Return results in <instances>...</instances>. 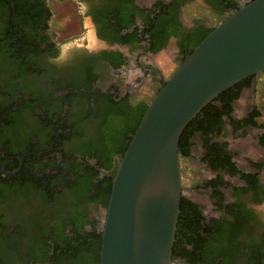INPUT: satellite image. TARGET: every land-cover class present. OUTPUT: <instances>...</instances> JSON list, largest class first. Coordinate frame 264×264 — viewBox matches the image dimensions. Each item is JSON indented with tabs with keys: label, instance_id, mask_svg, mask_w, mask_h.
Masks as SVG:
<instances>
[{
	"label": "flooded vegetation",
	"instance_id": "obj_1",
	"mask_svg": "<svg viewBox=\"0 0 264 264\" xmlns=\"http://www.w3.org/2000/svg\"><path fill=\"white\" fill-rule=\"evenodd\" d=\"M17 1L23 8L18 10L13 0H0V170L13 171L0 172V242L6 237L18 250L9 258L7 247L0 248L3 264H21L24 256L20 254L38 252L42 242L52 253L49 237L54 233L72 237V232L93 228L100 236L105 209L96 201L100 189L82 188L80 183L102 175L112 178L120 157L112 153L111 168L105 171L88 153L99 147L100 136L113 135V129L122 126L121 111L132 113L165 81L150 62L156 52L146 49V40L117 42L127 38L131 29L118 30L116 24L131 15L132 25L139 27L148 14L152 24L157 20L174 23V19L180 33L181 24L185 26L181 13L187 7L205 8L218 15V21L233 11L213 10L215 0H185L182 5L181 0H64L74 4L79 25L85 22L90 29L88 45L79 34L71 41L58 39L50 25L49 0ZM231 1L239 7L250 0ZM202 24L212 27L215 23ZM170 39L176 46L178 38L169 36L162 48ZM175 53L177 64L182 58L177 46ZM120 57L122 63L113 66ZM246 78L248 84L230 102L228 117L221 115L222 134L197 132L189 136L187 155L179 154L180 182L181 161L195 160L206 174L195 183L198 200L190 190L184 193L188 186L182 182L180 196L198 206L204 230L195 256L209 254L202 264H264V128L260 127L264 124V69ZM240 98H245L244 108L235 114L234 103ZM213 103L223 107L218 100ZM254 111L258 114L253 115ZM247 131H253L252 145L259 151L252 155L244 151V161L239 162L224 135ZM203 142L218 143L227 150L237 172L229 175L224 168L209 169L200 159ZM81 192L87 199L80 202L77 194ZM210 205L214 210L208 209ZM67 213L78 223L74 231L71 224L62 225V230L57 224ZM39 236L40 245L34 246ZM184 246L192 252L190 243ZM178 249L171 251L170 264H192L181 257V245Z\"/></svg>",
	"mask_w": 264,
	"mask_h": 264
},
{
	"label": "water",
	"instance_id": "obj_2",
	"mask_svg": "<svg viewBox=\"0 0 264 264\" xmlns=\"http://www.w3.org/2000/svg\"><path fill=\"white\" fill-rule=\"evenodd\" d=\"M263 69L264 0H250L213 25L150 97L112 174L98 264H170L178 137L205 104Z\"/></svg>",
	"mask_w": 264,
	"mask_h": 264
},
{
	"label": "trees",
	"instance_id": "obj_3",
	"mask_svg": "<svg viewBox=\"0 0 264 264\" xmlns=\"http://www.w3.org/2000/svg\"><path fill=\"white\" fill-rule=\"evenodd\" d=\"M15 7L19 10L23 6L17 1L13 0ZM185 0H181V5ZM208 3V0H205ZM238 7H235L234 3L230 0H215V4L212 5V9L215 11H225V10H236ZM141 11V9H139ZM153 17H148V14L145 15L142 24L138 27L132 25V16L128 21L124 23H115L118 30H123L130 28L131 32L125 36L116 39L119 43H138L141 40H146V49L149 52L155 53L165 46L166 40L169 36H174L178 38L176 41V46L179 52L182 55L181 60L189 54L192 49L211 31V27H206L200 22H195L191 27H185L181 24V32L177 30V25L179 23H168L164 24V21H156L155 24L151 23ZM219 22V21H217ZM216 22V23H217ZM215 23V24H216ZM132 25V26H131ZM118 55H120L118 53ZM180 60V61H181ZM123 61V58L120 57L119 61L112 63L113 66H119ZM248 84V78L241 79L240 81L232 84L222 92H220L216 97L211 101L205 104L199 112L188 121L185 127L182 129L178 137V150L181 155H187L188 153V139L189 136L200 132L204 136L222 134L221 130L223 128L224 120H222L221 115L228 117V113L231 109L230 102L238 96V93L242 86ZM218 100L222 103L223 107L219 108L213 102ZM149 101V100H148ZM147 102L143 104H138L137 108L130 113L129 111H121L122 122L121 127L117 128L116 131L113 129V135L110 136H100L99 138V147L91 150L88 155L93 157L96 160L97 166L105 171H108L111 168V154L118 153L119 157L122 156L126 145L129 142V139L136 129L141 116L143 115ZM258 112L254 111L253 115H257ZM128 119V121L126 120ZM252 125H256L255 122L250 119ZM260 127L264 128V124H261ZM1 128V124H0ZM129 132L128 136L123 135V133ZM220 134V135H221ZM203 147L205 152L201 156V161L205 162L207 167L211 170H216L217 168H224L225 171L232 175L237 172L234 168L233 163L229 161L230 153L225 150L218 143L206 144L203 142ZM242 176V175H241ZM247 177V176H243ZM219 183L223 184V181ZM111 184V175H102L97 177L94 180L90 178L83 180L80 183V187L85 188L86 185L90 189H95L99 187V194L96 200L101 203V205L106 206V202L110 192ZM208 186V182L204 184ZM81 188V189H82ZM83 191V190H81ZM48 193V192H47ZM220 194L215 191L216 194ZM45 194V193H44ZM89 194V193H88ZM77 201H85L87 199L86 194L83 192L77 194ZM214 194L211 193V196ZM220 198V197H219ZM81 202V201H80ZM76 203V202H75ZM197 204L191 203L186 199L180 197L178 203V214L176 220V227L174 231L173 243L171 251H179V246L181 245V257H183L187 262L192 264H202L203 260L208 257L209 254H200L195 256V251L199 249L198 241L200 238L201 232L204 230L202 223L200 222L199 211L197 210ZM85 222L80 223L84 224ZM91 224V222H89ZM57 224H59L60 229L62 230V225L71 224L72 231L76 229L78 223L75 220H71L69 214L67 213L66 217L64 215L59 217ZM76 225V226H75ZM92 225V224H91ZM57 226V225H56ZM91 228L86 232L73 233V236H63V232H60L52 237H49L51 240V252L48 253L49 247L44 245L40 246V250L36 252H29L27 254H20L22 259L21 264H33V263H45L46 264H98V255H99V245H100V236L95 234ZM44 232H40L42 235ZM37 235V231H36ZM8 237V235H7ZM5 239L0 242V248L3 249L7 247L6 250L10 251L11 257L13 258L14 254L18 252L17 246L14 243H9V239ZM41 236L35 238V243L40 242ZM188 242L192 246V252L185 248L184 243ZM53 244V245H52ZM10 248V249H8ZM4 256L0 255V264H3Z\"/></svg>",
	"mask_w": 264,
	"mask_h": 264
},
{
	"label": "rangeland",
	"instance_id": "obj_4",
	"mask_svg": "<svg viewBox=\"0 0 264 264\" xmlns=\"http://www.w3.org/2000/svg\"><path fill=\"white\" fill-rule=\"evenodd\" d=\"M143 1L146 2V0ZM49 6L52 11L50 25L51 28L56 32L58 39L64 38L65 41H71L72 37H75L79 34L78 36H84L80 38L85 39L86 44L89 45L91 43L89 34L90 29L87 28L85 22H82V24L79 25L74 4L64 0H49ZM217 17L218 15H215L211 11L206 10L205 8L197 7L195 5L185 8V10H183L181 13V21L185 26H192L195 22H207L214 24L218 21ZM67 44L69 43H66V45ZM175 52L176 46L173 40L170 39L165 48L158 50L150 57V62L155 66L157 71H160L165 79L176 66V64L173 62L174 59H176ZM243 94L245 95L246 93L244 92ZM244 99L245 98H240L234 103L235 114L239 111V109V114L242 113V109L244 108ZM252 134L253 131H247L242 133L227 132L224 135L226 143L228 144V148L237 153L236 158H238L239 162L244 161L242 160L244 158V151H246L249 155H252L255 150H258L252 145L254 140ZM181 168L183 169L181 173V182L184 186H188L184 189V193L187 190H190L191 195H194V199L198 200V190L195 189V183L206 175L205 170L202 169L195 162V160L184 163L181 161ZM199 200L202 199L199 198ZM262 207L264 208V204ZM208 209L214 210L213 206L211 205L208 207Z\"/></svg>",
	"mask_w": 264,
	"mask_h": 264
}]
</instances>
